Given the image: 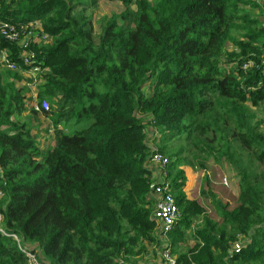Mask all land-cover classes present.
Listing matches in <instances>:
<instances>
[{
  "label": "trees",
  "instance_id": "obj_1",
  "mask_svg": "<svg viewBox=\"0 0 264 264\" xmlns=\"http://www.w3.org/2000/svg\"><path fill=\"white\" fill-rule=\"evenodd\" d=\"M106 1L121 9L95 35L88 10L100 0H1L3 21L37 24L41 39L31 66L17 44H0L19 66L0 60V227L48 264H166V250L177 264H264V6ZM26 81L49 111L28 112ZM41 115L55 128L46 149L32 131ZM73 121L89 126L68 134ZM150 129L181 212L168 235L153 219ZM209 157L235 167L236 207L206 173L211 207L184 192L187 169ZM0 264H27L1 233Z\"/></svg>",
  "mask_w": 264,
  "mask_h": 264
},
{
  "label": "rangeland",
  "instance_id": "obj_2",
  "mask_svg": "<svg viewBox=\"0 0 264 264\" xmlns=\"http://www.w3.org/2000/svg\"><path fill=\"white\" fill-rule=\"evenodd\" d=\"M260 4L262 5V3ZM95 8H97L98 10H96ZM95 8L91 7L88 10V14L93 16V25H94L95 35H98L100 32V29L98 28L99 24L97 23V20L101 18L102 16H110L114 12H119L121 7L120 5L118 6V4L116 3H113L110 1L108 2L106 0H100L99 6L98 7L95 6ZM247 10L251 11L249 6ZM254 15L257 16V14H254ZM228 49L230 51L233 49V47L229 46ZM0 60H1V57H0ZM29 72L33 74L32 69ZM25 84H27L28 89H29V93L27 94V100L29 103H27V106H28V112H30L31 109H33L34 107V104L37 103V100H36L37 87L35 84L29 81H26ZM49 109H50V106H49ZM26 114L28 113H25V115ZM88 126L89 124L87 123H83V122L77 123L73 121L67 126H65L64 129L68 132V134H73L74 132L82 130ZM32 131L35 137L40 142V145L45 147L44 149L48 148L49 146L53 144L52 142H53L55 128H54L53 122L50 120L49 117H45L43 115L37 117V119L34 121ZM149 134L150 136L148 138V141H149L150 146L153 148L152 153L155 149L158 150V151L156 150V152H160L158 148L160 134H158L157 130L152 131V129H150ZM242 156L244 158L245 163H252V167H255V163L253 162L251 158H249L246 154H243ZM151 157H152V154H151ZM150 165L151 167L155 168V172H156L155 174L157 173L161 175L163 174L161 168L159 167L156 168L151 163V158H150ZM167 171H168V168H167ZM205 173L208 174L209 179L211 180L210 181L211 191H213V193H215L217 197L220 200H222L224 203H228L231 208L236 207L238 204V196L240 192L239 176H238V173L235 167H233V165L226 159H223L220 162H216L212 157H209L205 163V170H201L200 168L195 167V166L189 167L187 169V183H186V186L183 188V190L184 192H186L189 198L199 201L205 208L207 206L211 207L210 206L211 198H206L200 194L203 179H204L203 177ZM155 174H154V177L152 178V182L154 181ZM168 174H169V171H168ZM168 180L170 181V185H171L170 191L176 199V196L173 190L174 182L171 179H169V177H168ZM225 180H226V183H225ZM152 195L156 199V202H157V198L155 197L153 192H152ZM208 212L209 213L211 212V208H210V211L208 210ZM179 213L181 214L180 210H179ZM211 214L214 217H216L215 212H211ZM190 244H193V243H190ZM165 253L170 254V252L166 250L165 252H163V256ZM144 261L145 262L149 261V259L145 258L143 262ZM143 262H140V264H143Z\"/></svg>",
  "mask_w": 264,
  "mask_h": 264
},
{
  "label": "built area",
  "instance_id": "obj_3",
  "mask_svg": "<svg viewBox=\"0 0 264 264\" xmlns=\"http://www.w3.org/2000/svg\"><path fill=\"white\" fill-rule=\"evenodd\" d=\"M9 1V0H8ZM259 3L264 5V0H258ZM0 16H1V0H0ZM37 24L29 25H16L11 21H3L0 17V44L3 41H7L13 44H17L21 49V60H23L24 65L31 66L35 58V52L33 49V43L41 39L39 32L36 30ZM46 38V36L44 37ZM35 42V43H36ZM1 63L3 66L11 70H19L18 66L13 63L7 51L0 48ZM254 65L253 61H248L244 66V70L252 68ZM35 74L36 69H32ZM36 111L40 112L42 110L48 111L49 104L47 100H44L42 104H34ZM155 149L152 153L151 163L156 168H161L163 174H155L154 181L151 184L152 192L157 198L156 209L153 215L155 221H157L160 231L163 235L170 234L178 222L181 220V214L179 213V208L175 197L170 191V181L168 180L169 174L167 171L169 159L160 152H156ZM158 151V150H157ZM1 171V170H0ZM226 183V180H225ZM2 187L0 184V198L2 197ZM2 216L0 214V223ZM0 233L4 237H8L17 242L18 248L21 253L26 257L27 264H48L44 261L39 253L30 246L22 243L21 238L11 232H6L0 227ZM166 264H177L174 257L169 253H165L163 256Z\"/></svg>",
  "mask_w": 264,
  "mask_h": 264
}]
</instances>
